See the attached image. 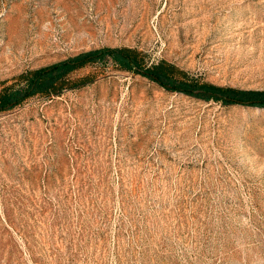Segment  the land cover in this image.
<instances>
[{
    "label": "rangeland",
    "instance_id": "1",
    "mask_svg": "<svg viewBox=\"0 0 264 264\" xmlns=\"http://www.w3.org/2000/svg\"><path fill=\"white\" fill-rule=\"evenodd\" d=\"M125 48L264 92V0H0V94ZM68 82L0 111V264H264V107L170 91L108 57Z\"/></svg>",
    "mask_w": 264,
    "mask_h": 264
},
{
    "label": "trees",
    "instance_id": "2",
    "mask_svg": "<svg viewBox=\"0 0 264 264\" xmlns=\"http://www.w3.org/2000/svg\"><path fill=\"white\" fill-rule=\"evenodd\" d=\"M111 58L123 70L130 71L151 79L161 87L170 91H179L186 95L196 96L205 100H217L225 105H243L249 107H264V92L238 91L223 89L212 85H200L185 80V75L175 66L161 62L147 68L137 51L132 49H104L79 55L57 65L38 70L25 76L30 86L27 90L5 89L0 94V111L21 104L24 100L36 93L60 95L67 85L68 75L73 71L83 68L90 63ZM91 83L89 77H84L73 84L72 89L81 88ZM195 91H200L196 95ZM210 94V96H205Z\"/></svg>",
    "mask_w": 264,
    "mask_h": 264
},
{
    "label": "water",
    "instance_id": "3",
    "mask_svg": "<svg viewBox=\"0 0 264 264\" xmlns=\"http://www.w3.org/2000/svg\"><path fill=\"white\" fill-rule=\"evenodd\" d=\"M195 93L197 94V93H200V91H195Z\"/></svg>",
    "mask_w": 264,
    "mask_h": 264
}]
</instances>
